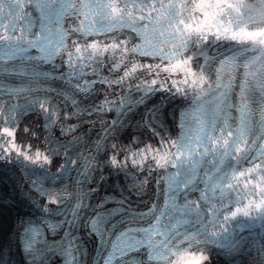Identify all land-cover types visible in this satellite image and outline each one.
Segmentation results:
<instances>
[{
  "label": "snow or ice",
  "instance_id": "6c2138e0",
  "mask_svg": "<svg viewBox=\"0 0 264 264\" xmlns=\"http://www.w3.org/2000/svg\"><path fill=\"white\" fill-rule=\"evenodd\" d=\"M40 3H48V0H39ZM197 10L200 11L205 21L211 24L218 19L223 10L215 0H203L198 4ZM172 71H176L174 66ZM193 83H195V73H190ZM0 133L11 140L5 144L0 141V160H7L15 153L16 157H23L24 161L34 167L40 165H50L51 155L46 150L35 149L22 151V146L15 141V130L11 128L0 129ZM71 163V161H68ZM111 163L116 165L115 157ZM33 189L43 196L41 218L25 222V236L23 244L29 251L30 264H55L58 258L60 264H87V249L84 246L77 232L74 234L71 225L66 219L57 221L51 219L53 215H63L45 207L50 203L46 193V181L41 175H36L30 181ZM207 197H201L202 205L207 202ZM213 201H219L213 208V212L218 216L226 210L227 205L223 203L225 197H213ZM109 203L117 206L106 208ZM250 206H252L250 204ZM257 208H264V201L254 205ZM237 212L249 214V208L237 209ZM237 212H233L235 216ZM138 214L130 206L125 205L123 199L114 196L104 197L100 203L94 206V212L86 218L76 217V223L80 224L83 219L82 227L87 229L86 235L91 239L96 237V255L92 259V264H160L156 259V253L142 231L135 226ZM119 217V219H116ZM69 226L65 228V225ZM123 225V227H121ZM61 230H63L61 232ZM59 234L58 239L49 240L48 237ZM83 258V259H81ZM180 260L190 259L193 264H206L209 257L203 252H189L185 250L178 257Z\"/></svg>",
  "mask_w": 264,
  "mask_h": 264
},
{
  "label": "bare ground",
  "instance_id": "6f19581e",
  "mask_svg": "<svg viewBox=\"0 0 264 264\" xmlns=\"http://www.w3.org/2000/svg\"><path fill=\"white\" fill-rule=\"evenodd\" d=\"M30 116L28 117V119ZM20 125L22 129L18 131L17 135L19 138L23 139V142L19 145L22 146V151H25L33 141L38 140L43 136L42 132V121L40 117H36L30 120H20ZM5 127L0 126V129ZM37 129L39 131L37 137L35 139H27L32 138L34 133L33 130ZM0 139L9 140L10 137H5V134L0 133ZM9 157L7 160H0V163L3 164L4 172L0 171V189L6 192L2 193L0 201L4 200L9 203V197L13 194V187L15 185V181L12 179L13 175V167L10 164ZM17 181V180H16ZM26 183H29L28 179ZM54 181L52 178H49L47 182V187L54 189L55 187ZM11 191V193H9ZM1 204V203H0ZM20 211V208H16V211L11 213L7 208L0 207V252L3 249L9 248L10 252L18 258V264H30L29 256H19L17 254V235L20 231V224L12 221V216H15ZM24 212V211H23ZM226 262L222 259V257L215 256L212 260V264H225Z\"/></svg>",
  "mask_w": 264,
  "mask_h": 264
}]
</instances>
